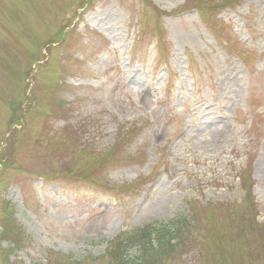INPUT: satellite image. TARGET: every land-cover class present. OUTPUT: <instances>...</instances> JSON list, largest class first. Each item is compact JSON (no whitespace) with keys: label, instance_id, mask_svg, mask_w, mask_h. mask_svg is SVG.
<instances>
[{"label":"rangeland","instance_id":"rangeland-1","mask_svg":"<svg viewBox=\"0 0 264 264\" xmlns=\"http://www.w3.org/2000/svg\"><path fill=\"white\" fill-rule=\"evenodd\" d=\"M178 214L159 264H264V0H0V264Z\"/></svg>","mask_w":264,"mask_h":264},{"label":"trees","instance_id":"trees-1","mask_svg":"<svg viewBox=\"0 0 264 264\" xmlns=\"http://www.w3.org/2000/svg\"><path fill=\"white\" fill-rule=\"evenodd\" d=\"M246 192H248L246 190ZM191 215V214H190ZM195 216L192 214V218ZM192 227L189 215L178 214L171 219L154 221L124 231L116 240L109 242L108 254L114 264H159L163 259L169 258L185 243L186 233ZM19 234L12 238L14 246L19 245L23 230L18 226H11L8 233ZM179 251V250H178ZM177 251V253H178ZM70 264H82L81 260H73Z\"/></svg>","mask_w":264,"mask_h":264}]
</instances>
